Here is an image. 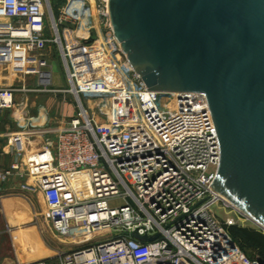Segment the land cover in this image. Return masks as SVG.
I'll return each mask as SVG.
<instances>
[{
	"label": "built area",
	"instance_id": "obj_1",
	"mask_svg": "<svg viewBox=\"0 0 264 264\" xmlns=\"http://www.w3.org/2000/svg\"><path fill=\"white\" fill-rule=\"evenodd\" d=\"M108 2L0 0V67L38 81L34 88L24 79L20 87L0 84V110L14 106L17 92H61L50 87L45 53L57 43L80 112L27 153L20 185L41 192L57 236L82 244L58 264H264L228 231L248 218L213 188L219 145L205 95L149 90L112 32ZM64 22L75 25L79 49L95 47L94 62L72 59L75 48L59 35ZM80 94L110 96L117 106L96 123ZM18 163L0 168V188Z\"/></svg>",
	"mask_w": 264,
	"mask_h": 264
},
{
	"label": "water",
	"instance_id": "obj_2",
	"mask_svg": "<svg viewBox=\"0 0 264 264\" xmlns=\"http://www.w3.org/2000/svg\"><path fill=\"white\" fill-rule=\"evenodd\" d=\"M108 10L149 90L205 95L219 145L213 188L264 231V0H109Z\"/></svg>",
	"mask_w": 264,
	"mask_h": 264
},
{
	"label": "rangeland",
	"instance_id": "obj_3",
	"mask_svg": "<svg viewBox=\"0 0 264 264\" xmlns=\"http://www.w3.org/2000/svg\"><path fill=\"white\" fill-rule=\"evenodd\" d=\"M54 4L59 3L62 4L63 0H53ZM59 35L64 43L68 40L71 44V47L77 49L79 47V40L75 36V25H71L69 23L59 24ZM80 30V29H79ZM79 32V31H78ZM52 37L54 35L52 34ZM81 40V37H80ZM84 43V42H82ZM92 47H84L81 51L75 50L72 53V59L75 61L76 56L82 53L92 52ZM46 56L49 57V64L52 72V85L50 87L54 89H61V92H45V91H29V92H17L15 95V104L11 108L2 109L0 112V130L8 127V132L11 134L14 131H20L21 127H19L16 117L12 116L17 111L19 113V117L24 119L27 122L22 128L27 127L30 128V122L28 120L32 117L38 119V123L42 124L41 126L45 128L56 129L57 126H62L63 124L70 121V119L75 115L79 116L80 112L78 109V104L74 94L70 91V84L65 72V67L63 64V60L59 51V47L57 43L49 44L46 49ZM89 57V55H87ZM91 61H95V57L91 54ZM78 61V60H77ZM83 62V61H81ZM85 62H83V65ZM12 84L16 87H20L22 84V80L24 79L26 86L28 88H34L37 85V80L31 76L20 78L11 74ZM8 83V84H9ZM106 94V93H105ZM81 103L84 106V110L86 114L93 119L96 123H103L107 121V117L104 114L111 116V110H113L115 102L112 101L110 96H99V95H88V94H80ZM117 106V105H115ZM18 116V115H17ZM40 119V120H39ZM58 126V127H59ZM9 134V135H10ZM7 136L4 138L6 139ZM55 135L47 134L42 135L40 139V145L43 146L47 140L53 141ZM7 140V139H6ZM5 140L1 141V146H5ZM17 142L19 140H16ZM0 146V147H1ZM2 148V147H1ZM0 148V152L1 151ZM27 155V154H26ZM2 157V155H1ZM5 157V156H4ZM26 157V156H25ZM6 158V157H5ZM6 160V159H5ZM19 162V169L15 171L7 182L3 184L0 188V192L7 190L10 187H20V185L26 180V167H25V159L24 155L17 154L16 152V160ZM11 162L3 161L0 163L1 169H8L11 166ZM40 192V191H39ZM41 193V192H40ZM22 195V194H20ZM27 199V203L33 207V211L35 214V234L36 240L34 244V248L36 249V259H51L53 264L59 263V256L63 252H67L71 249L80 247L82 244L80 242H73L69 238H64L57 236L52 230L50 221L47 217V208L45 206L44 201L40 197L39 193H30L23 195ZM22 196H20V199ZM21 201V200H20ZM214 210L221 214V216H225L222 210H219L216 205L213 206ZM1 216V215H0ZM237 226L248 227L255 230H261L256 224H254L251 220L246 219L241 223H238ZM253 250L252 248H249ZM250 250V251H251ZM34 260V261H35Z\"/></svg>",
	"mask_w": 264,
	"mask_h": 264
},
{
	"label": "crops",
	"instance_id": "obj_4",
	"mask_svg": "<svg viewBox=\"0 0 264 264\" xmlns=\"http://www.w3.org/2000/svg\"><path fill=\"white\" fill-rule=\"evenodd\" d=\"M68 43L69 49H72L73 47H71L69 41ZM83 48L84 47H81L79 49L77 47L74 51L71 50V53L72 51L74 53L75 50L81 51ZM91 54L92 52L82 53L76 56L75 62H92ZM87 55H89V57ZM11 80L12 78L9 70L5 67H0V84H8L9 82L12 84ZM58 93H60V91ZM12 116L18 119L17 123L19 127H21V130L14 131L11 134L8 132V127L0 130V143L2 140H5V146H1L0 144L2 147H0L2 151L0 152V163L3 161L15 162L17 151H21L25 159L28 152H32L41 147L40 139L42 135L55 134L52 128L41 126L42 124L38 123L37 118L32 117L28 120V122H30V128L27 129V127L22 128L27 125V122L21 119V116L19 117L17 111L12 114ZM73 117H75V115ZM6 136L7 140L4 139ZM16 137H20L18 142L15 139ZM36 192L41 195L39 190L34 191V193ZM30 193L32 192L21 189L20 187H10L0 192V264L26 263L36 259V249L34 248L36 234L34 231L37 222L35 220L33 207L27 203V199L23 196ZM20 196H22L21 199ZM40 197L43 200L42 195ZM45 260L49 264H53L51 259Z\"/></svg>",
	"mask_w": 264,
	"mask_h": 264
},
{
	"label": "trees",
	"instance_id": "obj_5",
	"mask_svg": "<svg viewBox=\"0 0 264 264\" xmlns=\"http://www.w3.org/2000/svg\"><path fill=\"white\" fill-rule=\"evenodd\" d=\"M228 231L247 257L264 259V232L237 225L229 226Z\"/></svg>",
	"mask_w": 264,
	"mask_h": 264
},
{
	"label": "bare ground",
	"instance_id": "obj_6",
	"mask_svg": "<svg viewBox=\"0 0 264 264\" xmlns=\"http://www.w3.org/2000/svg\"><path fill=\"white\" fill-rule=\"evenodd\" d=\"M82 29H83V28H82ZM82 29L79 30V32H78L79 34L83 33V30H84V29H83V30H82ZM73 33H74V32H73ZM73 36H74V35H73ZM94 48H95V47H94ZM94 48L92 47V49H94ZM101 113H103V112H101ZM103 115H105L107 118H109L108 115H106V114H104V113H103ZM219 194H220L221 196H223L226 200H228V201L230 202V200H229L226 196H224V195L221 194V193H219ZM230 203H231V202H230ZM231 204H232V203H231Z\"/></svg>",
	"mask_w": 264,
	"mask_h": 264
}]
</instances>
